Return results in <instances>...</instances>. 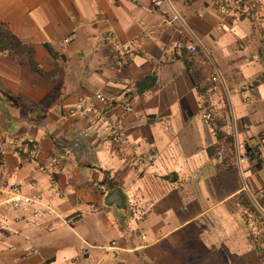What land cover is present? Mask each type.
I'll return each instance as SVG.
<instances>
[{
	"label": "crops",
	"instance_id": "1",
	"mask_svg": "<svg viewBox=\"0 0 264 264\" xmlns=\"http://www.w3.org/2000/svg\"><path fill=\"white\" fill-rule=\"evenodd\" d=\"M152 1L0 0L21 42L0 53V174L58 213L28 222L0 193V264H263L228 201L264 190V0Z\"/></svg>",
	"mask_w": 264,
	"mask_h": 264
},
{
	"label": "built area",
	"instance_id": "2",
	"mask_svg": "<svg viewBox=\"0 0 264 264\" xmlns=\"http://www.w3.org/2000/svg\"><path fill=\"white\" fill-rule=\"evenodd\" d=\"M154 4H160L162 0H153ZM68 41V37L63 38L60 43H64ZM129 45L128 41H120V40H114L112 42V48L113 51H115V54L117 57L122 60L124 58V53L127 50V47ZM175 48L178 50L185 49L187 51H194L195 46L193 42L191 41H182V40H176L175 41ZM220 79L219 73L217 71L213 72L209 76L210 80V87H213V83L218 81ZM94 97L100 102L105 103L106 98L100 93L96 92L94 94ZM101 107H92L90 105H87L85 107H82L83 112H92L94 116H96L98 119L101 117ZM127 110H130L131 107L127 106ZM204 118H208L210 113L208 111H204L201 114ZM113 140L118 142L126 141L124 133L121 130H115L113 132ZM9 143L12 144L13 151H20L25 150L29 155L34 156L35 154V143L33 138L27 137L23 139H17L15 137L9 138ZM234 146V163L237 171L243 176L244 171L249 167V160L247 157V154L245 152L244 146L241 142H239L236 138H234L233 142ZM131 155L129 157V161L133 163H137L143 159V155L138 152L137 148L135 146L130 147ZM217 160H221V155H217ZM98 189L105 190L106 188V182H101L98 184ZM243 189L246 190V192L250 194V191L248 190L246 183L242 182ZM5 192L7 195L5 196L4 201L8 203L12 208L17 209H24V215L26 216V221L28 222H34L39 219H44L53 215H58L55 208L47 203L42 202L38 197L23 193L19 190L18 182H13L9 184H5L2 180L1 174H0V193ZM259 195V193H258ZM257 208L264 214V205L259 207V205L255 204ZM61 221L65 222L66 217H61ZM114 245V241H110L108 243V247H111ZM30 247L27 246L26 249H29ZM95 264V263H90Z\"/></svg>",
	"mask_w": 264,
	"mask_h": 264
},
{
	"label": "trees",
	"instance_id": "3",
	"mask_svg": "<svg viewBox=\"0 0 264 264\" xmlns=\"http://www.w3.org/2000/svg\"><path fill=\"white\" fill-rule=\"evenodd\" d=\"M21 52V42L19 38L12 33L6 26L0 23V53L8 55H18ZM147 76H144L137 83L150 85L151 81L146 82ZM244 149L248 160L252 159L250 146L244 143ZM259 161L254 165L259 166ZM231 210H236L244 218L245 222L249 221L248 238L259 260L264 264V214L257 208L264 205V190L260 195L251 196L245 189L235 194L228 201ZM239 209H238V208Z\"/></svg>",
	"mask_w": 264,
	"mask_h": 264
},
{
	"label": "water",
	"instance_id": "4",
	"mask_svg": "<svg viewBox=\"0 0 264 264\" xmlns=\"http://www.w3.org/2000/svg\"><path fill=\"white\" fill-rule=\"evenodd\" d=\"M108 197H109V198H107V199H108L107 202H109V201H113V202L118 203V199L121 198V195H120L118 189H114V190L109 194Z\"/></svg>",
	"mask_w": 264,
	"mask_h": 264
}]
</instances>
